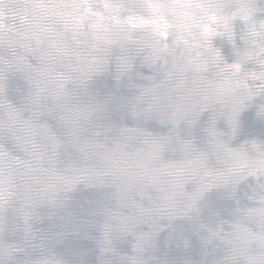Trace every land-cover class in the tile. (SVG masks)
Here are the masks:
<instances>
[{
  "label": "water",
  "instance_id": "95a60500",
  "mask_svg": "<svg viewBox=\"0 0 264 264\" xmlns=\"http://www.w3.org/2000/svg\"><path fill=\"white\" fill-rule=\"evenodd\" d=\"M0 264H264V0H0Z\"/></svg>",
  "mask_w": 264,
  "mask_h": 264
}]
</instances>
